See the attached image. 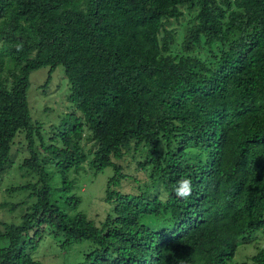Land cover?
Listing matches in <instances>:
<instances>
[{
	"label": "trees",
	"instance_id": "trees-1",
	"mask_svg": "<svg viewBox=\"0 0 264 264\" xmlns=\"http://www.w3.org/2000/svg\"><path fill=\"white\" fill-rule=\"evenodd\" d=\"M186 13L178 46L167 23ZM58 65L70 110L44 128L32 122L29 75ZM15 145L30 177L11 191L35 200L19 223H0V264H42L25 248L46 224L65 244L93 243L77 264H229L256 234L264 242V0H0V178ZM131 151L155 192L116 189L128 177L116 161ZM84 162L114 169L99 227L53 200ZM232 264H264V244Z\"/></svg>",
	"mask_w": 264,
	"mask_h": 264
},
{
	"label": "rangeland",
	"instance_id": "rangeland-1",
	"mask_svg": "<svg viewBox=\"0 0 264 264\" xmlns=\"http://www.w3.org/2000/svg\"><path fill=\"white\" fill-rule=\"evenodd\" d=\"M189 17L186 13L179 20L172 19L169 24L167 23L168 27L173 28L175 34H177L178 46L189 26ZM49 71V67L45 66L32 71L29 75L28 103L32 122H40L44 128L49 124L59 125L62 122V113L70 110L69 83L63 66L58 65ZM48 76H50V80L44 85V81ZM19 140L20 144L23 143V136L19 137ZM82 144L86 151L92 146L91 141H86L85 138H83ZM25 156L26 148L22 149L21 145H15L9 153V158L13 161V164L6 172L2 173L0 178V223H19L21 215L35 200L34 197H29L28 191H11V188L26 184L29 180L30 176L18 169V163ZM139 156L140 153L131 151L122 159L116 161L122 166V172L128 175L120 181L116 188L120 192L129 194L155 192L154 179L151 175L148 177V173H145L138 165V161L143 160ZM113 174L114 169L112 166H107L96 173L89 167L87 162H84L77 172L74 170L67 172L68 178L73 182L70 192L57 191L54 193L53 200L68 215L83 213L99 227L106 215L111 213L112 204L105 199V189L107 180ZM58 181H60V178L56 177L53 183ZM72 193L80 198V202L76 206H71L67 202L68 195ZM148 218L154 217L145 216L141 218V221H145L150 226H158L159 223L163 222L162 218L153 219L154 221ZM41 229L42 235L36 248L32 249L28 240L25 251L34 260L42 264H77L83 261L85 254L94 247L93 243L88 240L65 244L63 237L54 236L47 224ZM32 233L30 232V235ZM6 243V241H0V246L6 245ZM263 244V237L256 234L254 239L237 247L229 264L249 260Z\"/></svg>",
	"mask_w": 264,
	"mask_h": 264
},
{
	"label": "clouds",
	"instance_id": "clouds-1",
	"mask_svg": "<svg viewBox=\"0 0 264 264\" xmlns=\"http://www.w3.org/2000/svg\"><path fill=\"white\" fill-rule=\"evenodd\" d=\"M191 179L190 177H185L178 181V186L175 189L176 195L181 198H187L191 195Z\"/></svg>",
	"mask_w": 264,
	"mask_h": 264
}]
</instances>
